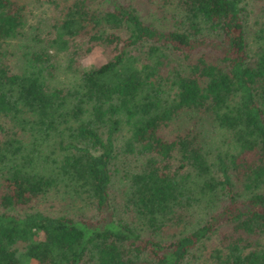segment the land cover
I'll return each instance as SVG.
<instances>
[{"label":"trees","instance_id":"obj_1","mask_svg":"<svg viewBox=\"0 0 264 264\" xmlns=\"http://www.w3.org/2000/svg\"><path fill=\"white\" fill-rule=\"evenodd\" d=\"M87 262L264 264V0H0V264Z\"/></svg>","mask_w":264,"mask_h":264},{"label":"rangeland","instance_id":"obj_2","mask_svg":"<svg viewBox=\"0 0 264 264\" xmlns=\"http://www.w3.org/2000/svg\"><path fill=\"white\" fill-rule=\"evenodd\" d=\"M59 58L62 59V61L65 59L64 55H59ZM103 54L99 47H93V49L85 56L83 59H81L82 63L87 62H94L99 63L103 60ZM42 198V197H41ZM79 200H66L62 202H58L55 199L52 198H45L40 199L39 201H36L34 203L28 204L29 207H36L40 209L41 211L48 213V214H58V213H66L68 215L77 216L79 212H84L81 216L82 217H93L95 214L94 209H90L91 207H87V205H82L80 202L74 204L75 202H78ZM203 254V251H200ZM208 256V255H207ZM88 264V262L86 263Z\"/></svg>","mask_w":264,"mask_h":264}]
</instances>
